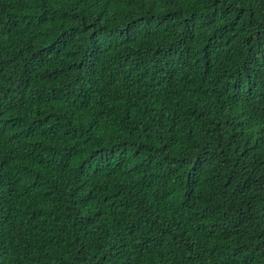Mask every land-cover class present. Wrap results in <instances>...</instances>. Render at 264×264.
Instances as JSON below:
<instances>
[{"label":"trees","instance_id":"1","mask_svg":"<svg viewBox=\"0 0 264 264\" xmlns=\"http://www.w3.org/2000/svg\"><path fill=\"white\" fill-rule=\"evenodd\" d=\"M0 264H264V0H0Z\"/></svg>","mask_w":264,"mask_h":264}]
</instances>
